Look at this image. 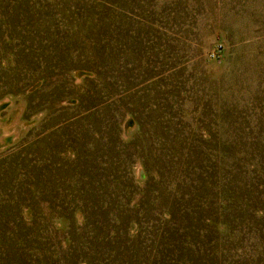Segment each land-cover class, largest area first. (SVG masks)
Instances as JSON below:
<instances>
[{"label": "rangeland", "instance_id": "rangeland-1", "mask_svg": "<svg viewBox=\"0 0 264 264\" xmlns=\"http://www.w3.org/2000/svg\"><path fill=\"white\" fill-rule=\"evenodd\" d=\"M0 264H264V0H0Z\"/></svg>", "mask_w": 264, "mask_h": 264}]
</instances>
